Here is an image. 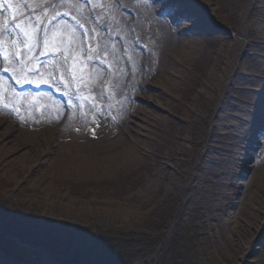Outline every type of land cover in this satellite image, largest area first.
<instances>
[{
  "label": "rangeland",
  "instance_id": "rangeland-1",
  "mask_svg": "<svg viewBox=\"0 0 264 264\" xmlns=\"http://www.w3.org/2000/svg\"><path fill=\"white\" fill-rule=\"evenodd\" d=\"M93 1L100 31L90 37V59L75 45L81 118L58 102L52 116L39 117V105H55L48 97L5 98L7 87H0V216L8 223L25 219L33 234L42 233L34 216L63 225L71 240L74 228L157 237L148 223L164 203L173 207L180 192H204L208 185L212 212L214 198L223 211L219 227L227 241L221 255L201 251L202 264H264V0H183L191 23L182 26L171 9L160 16L169 0ZM226 26L231 34L209 37L225 34ZM131 32L148 51L147 65ZM0 38L6 44L9 37ZM94 59L110 65L111 74ZM44 71L47 82L52 70ZM127 85L136 90L135 108ZM170 127L181 135L170 139ZM140 257L138 264H154L155 257ZM41 262L52 264L45 256Z\"/></svg>",
  "mask_w": 264,
  "mask_h": 264
},
{
  "label": "trees",
  "instance_id": "trees-1",
  "mask_svg": "<svg viewBox=\"0 0 264 264\" xmlns=\"http://www.w3.org/2000/svg\"><path fill=\"white\" fill-rule=\"evenodd\" d=\"M205 164L206 157H203L199 167L204 168ZM188 200L189 207L187 206L180 214L174 234L159 254V264H202L201 251L207 256H218L225 253L222 246L227 241L226 229L222 233L219 227V225L224 226L223 213L217 207L212 212L210 191H197L196 197L188 196ZM192 200L196 201L192 204ZM172 202L173 207L167 203L161 216L151 218L153 226L156 225L154 230L159 232L157 237L125 233L119 230L101 229L96 235L91 231H79L76 236L80 240L82 255L88 256L91 264H138L137 262L141 261L140 254L149 256L146 262L154 258L181 204L180 196H176ZM14 219L16 222L13 226L18 231L25 228V219ZM207 221L210 223L207 224ZM206 231H208L207 235H200ZM0 240L10 246L9 241L3 238ZM83 240H87L86 247L81 242Z\"/></svg>",
  "mask_w": 264,
  "mask_h": 264
},
{
  "label": "snow or ice",
  "instance_id": "snow-or-ice-1",
  "mask_svg": "<svg viewBox=\"0 0 264 264\" xmlns=\"http://www.w3.org/2000/svg\"><path fill=\"white\" fill-rule=\"evenodd\" d=\"M7 3L9 9H12V4L10 0H0V10H3V5ZM20 3L26 4L27 0H20ZM55 8V6H54ZM173 10L174 15L176 18V23L178 26H182L184 23H191V17L185 15L184 10H183V0H169V3L165 4L164 8L162 11H167V10ZM34 11V10H33ZM54 15H58L54 11ZM15 19V18H14ZM21 23H24L25 26L21 27ZM41 20L39 17L36 16H29L28 17V22H23L18 21L15 24V34L12 36V41L13 45L16 47V52H14L12 55L13 57H19L20 56V46L22 45L25 50L29 51V55L31 56V48L39 47L40 46V37L39 33L43 31L42 28H36L33 30V25L34 24H41ZM11 31V30H9ZM0 36H2V33H0ZM23 36L24 40L20 41V44H15V41L18 39V37ZM3 44L4 41L2 38H0V56H3ZM43 45L45 48L48 47L49 45V40L47 38L44 39ZM7 58V57H5ZM5 71H8V69H5ZM82 243H86L87 240L81 241Z\"/></svg>",
  "mask_w": 264,
  "mask_h": 264
},
{
  "label": "bare ground",
  "instance_id": "bare-ground-1",
  "mask_svg": "<svg viewBox=\"0 0 264 264\" xmlns=\"http://www.w3.org/2000/svg\"><path fill=\"white\" fill-rule=\"evenodd\" d=\"M85 145V144H83ZM79 150L84 149L82 145H78ZM188 202V200H187ZM175 229H173L170 234H174ZM168 234L162 244L159 246L157 251H162L164 245L166 242L169 240V235ZM3 243V241H0ZM0 243V254L3 255V257L0 255V264H20V258L22 257V254L19 253L16 249H14L11 245H5V243ZM156 251V252H157Z\"/></svg>",
  "mask_w": 264,
  "mask_h": 264
},
{
  "label": "water",
  "instance_id": "water-1",
  "mask_svg": "<svg viewBox=\"0 0 264 264\" xmlns=\"http://www.w3.org/2000/svg\"><path fill=\"white\" fill-rule=\"evenodd\" d=\"M2 257H3V255L2 254H0Z\"/></svg>",
  "mask_w": 264,
  "mask_h": 264
}]
</instances>
